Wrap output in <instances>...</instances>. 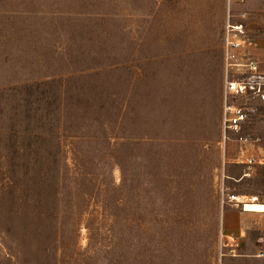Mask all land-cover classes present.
<instances>
[{
  "label": "rangeland",
  "instance_id": "1",
  "mask_svg": "<svg viewBox=\"0 0 264 264\" xmlns=\"http://www.w3.org/2000/svg\"><path fill=\"white\" fill-rule=\"evenodd\" d=\"M253 9L264 14V0L231 5L235 14ZM228 16V0H0V196L16 187L5 194L8 209L22 182L4 175V117L13 104L4 90L55 79L38 89L50 95L44 102L52 111L63 85L115 93L68 102L72 126L52 131L49 157L38 164L40 172L50 164L66 172L59 149L71 173L60 193V234L52 232L55 219L34 216L45 213L30 205L9 237L13 213H0V264H55V255L56 264H109L114 246L120 264L264 261V213L252 217L244 208L253 198L264 203V110L244 133L260 138L252 164L236 162L233 142L226 152L221 146ZM107 105L120 123L103 130L93 113ZM30 178L35 197L40 184ZM68 190L74 195L65 197ZM229 214L243 222L234 240Z\"/></svg>",
  "mask_w": 264,
  "mask_h": 264
},
{
  "label": "trees",
  "instance_id": "2",
  "mask_svg": "<svg viewBox=\"0 0 264 264\" xmlns=\"http://www.w3.org/2000/svg\"><path fill=\"white\" fill-rule=\"evenodd\" d=\"M80 77L83 76L78 75L77 78ZM54 80L55 79H49L42 82H32L26 85L10 87L4 90L13 92V104H10L9 112L4 117V121L7 126L5 129H7V131L3 130L5 132L2 133V136L3 138H5L7 147L6 151L5 148L3 149L5 153H2V160L3 164H6L7 167L6 171L4 167V171L6 174L4 172L3 173L4 175L8 176V179H11V177L18 175L19 177H21V180L19 182H22V184H20L21 188L19 190L17 189L18 193L21 192L22 195L20 199H13L12 202L9 201V205L10 203L11 205H14L13 208L8 209L6 207L7 199H5V194L8 193L14 195L16 193V187L14 189L8 187L9 190L7 192H3V194L0 196V213H13L6 216V218L8 217L7 219H12V222L8 225L7 228V234L9 237L11 236V232L15 227L13 222H15L18 218H25L29 216L27 213H32V207H30V205L39 206L40 209L43 208V211L41 212L45 213L44 215H41L40 211L34 210V213H38L34 214V216H41L46 221H50L53 219L57 221V224L53 227L52 232H56L57 230L55 235H57L58 237V235L60 234V229L58 230V222L59 218L61 220L63 216L62 213L58 212V206L61 201L60 193L61 189H63L62 186L64 187V189L65 186H68L69 183L67 182L68 180H71V173L67 171V163L59 149L57 151L54 150L56 152L55 158L60 160V162H63V167L67 168V170H65L66 172H61V165L57 168L52 169L51 164L48 166V168L44 169L45 171L43 170L42 172H40V168L38 169V164L42 162L41 159L43 156L44 160L45 158L49 157V154L46 156L45 147L47 148L49 145V143L47 142H53L52 131H54V129L58 130L59 125L64 124L66 128H71L72 126L69 123L72 118L69 115V101L74 98H78L80 103H82V101L94 102L97 97H106L108 99V97H112L111 95L115 94L108 88H101L98 86L93 87L89 85V87L78 86L73 88L69 85H63L61 87V90L57 91V94H54V103L51 102V104H55V108H53L54 110L52 111L49 109L51 105L49 106L44 102V95L46 96L45 99L47 98V101L51 98L50 95L45 94L38 89L42 85H53V83H55ZM104 103H107L106 99L104 100L103 104ZM94 108L95 107L93 106L91 107V109ZM110 108L111 109H109L107 105V107H102L103 112L98 110V114H101L100 116L96 113L97 111L93 113L95 116H97L95 118L99 120V123L103 130H107V127H109V125L112 123H120V119H115V122L111 119L110 115L112 116V107ZM81 109V106L77 107L78 111H80ZM77 110L75 111L78 112ZM104 110L106 113H104ZM108 113H110V115ZM104 114H108L109 117H103L105 116ZM103 134L104 137L108 140L105 141H107L109 144V136L105 131ZM82 136L84 135H76L77 138H81ZM92 137L97 139V135H92ZM119 148H121V143L117 144L114 150V152L116 153V160L118 158L117 153ZM116 162L118 165L123 166L121 160L118 159V161ZM27 165L29 166V168H26ZM106 165H108L107 161ZM31 167L32 173L30 172ZM23 170H27V172H24ZM53 173L55 175L52 176ZM30 174V179L33 181V183L34 181L37 184L39 183L41 188L39 193L35 197L31 196V194L35 192V185H25V182H27V179L25 178H27ZM74 180H77L76 175H74L72 181ZM13 185L14 183H12V186ZM73 193V191L70 192L68 190V194H66L65 197L67 195H74ZM71 214L73 213H70L69 215ZM65 217H67V213ZM110 251H116V253L109 254V264H120V256L117 257L119 247L114 246L112 249H110ZM57 262L58 258L55 255V264Z\"/></svg>",
  "mask_w": 264,
  "mask_h": 264
},
{
  "label": "built area",
  "instance_id": "3",
  "mask_svg": "<svg viewBox=\"0 0 264 264\" xmlns=\"http://www.w3.org/2000/svg\"><path fill=\"white\" fill-rule=\"evenodd\" d=\"M247 1L228 0L229 16L223 32L221 146L226 152L228 143L233 142L237 151L236 162L242 164L255 161L251 149L260 138L244 133L258 122L264 110V71L260 68V61L249 51L253 44L247 22L249 13L235 14L231 10V5Z\"/></svg>",
  "mask_w": 264,
  "mask_h": 264
},
{
  "label": "crops",
  "instance_id": "4",
  "mask_svg": "<svg viewBox=\"0 0 264 264\" xmlns=\"http://www.w3.org/2000/svg\"><path fill=\"white\" fill-rule=\"evenodd\" d=\"M227 1V0H226ZM228 14H229V5H228ZM249 18L247 20L248 26L250 29V34L253 39V44L250 46V52L256 56V58L260 61V68L264 71V14H259L258 11L256 12L254 9L253 11H249ZM252 14V15H251ZM226 24V23H225ZM225 27V26H224ZM252 31V32H251ZM224 53V52H223ZM259 149V146H255L251 149L254 151L255 149ZM249 212V211H248ZM258 214H262L264 212H257ZM256 212L250 211L249 216H256L258 215ZM239 214L233 215H226L225 217V226L227 230H230L229 237L234 240L236 237L238 238L243 230V222L241 223ZM236 219V223L234 222ZM251 228V227H248ZM232 264H264V261L261 262H244L241 260H236Z\"/></svg>",
  "mask_w": 264,
  "mask_h": 264
},
{
  "label": "bare ground",
  "instance_id": "5",
  "mask_svg": "<svg viewBox=\"0 0 264 264\" xmlns=\"http://www.w3.org/2000/svg\"><path fill=\"white\" fill-rule=\"evenodd\" d=\"M244 208L246 211L253 212H264V203L257 201L256 198H253L251 202H247L244 204Z\"/></svg>",
  "mask_w": 264,
  "mask_h": 264
}]
</instances>
